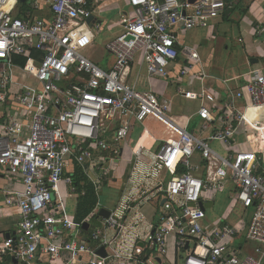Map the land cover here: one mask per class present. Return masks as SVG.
<instances>
[{"label": "built area", "instance_id": "obj_1", "mask_svg": "<svg viewBox=\"0 0 264 264\" xmlns=\"http://www.w3.org/2000/svg\"><path fill=\"white\" fill-rule=\"evenodd\" d=\"M110 1L117 0H45L51 12L47 19L35 16L40 0H0V170L21 185L10 183L2 191L0 213L13 209L17 226L0 239V258L17 264H167L172 238L176 250L185 252L182 264H263L264 133L260 151L238 150L235 141L246 127L258 126L254 116L264 109V69L251 72L243 90L224 98L178 85L177 93L201 102L196 131L171 115L169 99L130 81L137 56L148 79L170 78L181 32L205 27L244 0H123L122 31L105 43L113 57L105 69L83 50L102 31L100 5ZM188 57L198 61L194 52ZM17 58L24 64H17ZM188 70L182 67L178 74ZM147 119L158 122L166 135L153 150L154 145L137 147L139 136L131 160L135 170L152 179L150 189L137 187L138 194L164 200L155 225L136 235L126 223L136 198L127 197L102 218L91 246L81 235V224L57 200L59 184L79 195L67 174L75 164L84 167L99 190L105 165L122 153L115 144ZM195 157L201 164L193 162ZM178 165L185 169L174 172ZM227 189L237 205L252 209L244 233L251 252L232 245L236 227L226 221L203 223L201 204Z\"/></svg>", "mask_w": 264, "mask_h": 264}, {"label": "crops", "instance_id": "obj_2", "mask_svg": "<svg viewBox=\"0 0 264 264\" xmlns=\"http://www.w3.org/2000/svg\"><path fill=\"white\" fill-rule=\"evenodd\" d=\"M40 3H42L41 9L35 13V16L51 18L47 2L40 0ZM100 7L103 12L98 20L102 21V26L113 23L110 19H105V14L115 11L114 13L118 15L119 23L120 12L127 8L123 0L106 2ZM118 23L119 33H121L122 28ZM262 29H264V0H244L234 11L223 14L205 27L181 32L182 45L179 47L180 53L176 59L174 71H171L170 78L148 79L145 65L138 61L137 56V60L131 66L130 81L135 84L136 88L141 90L151 89L158 97L169 99L171 101L170 107L176 97L189 102L183 114H174L171 111L170 113L181 124L185 123L187 130L196 131L199 122L196 112L201 102L188 99L177 93L178 85L183 90L194 93H201L204 89H208V91L221 95L222 98L228 93L243 90L249 74L255 70L264 69V30ZM188 32L190 34L187 36ZM188 37L192 41L191 44L185 41V38ZM190 52L196 53L198 61H191L188 57ZM22 60L21 58L15 59L19 65L24 64V60L22 64L18 63ZM112 60L113 57L111 55V60L106 64L105 69L111 66ZM190 62H194V64L192 63L191 65ZM182 67H188L189 70L184 75H179L178 70ZM239 103L240 105L242 104V102ZM2 111L3 107L0 105V121L3 114ZM254 121L258 122V126L246 127V131L238 133L237 141L241 144L245 142L248 149L260 151L258 147L260 137L264 133V128L262 127L264 126V109L259 110L255 114ZM165 135L164 128L153 119H147L143 127L135 125L131 136L126 141L115 144L114 147L119 146L122 153L113 162L105 165L108 170L102 178L99 190L96 189L95 184L91 181L92 179L85 173L84 167L75 164L68 167L67 174L72 177L80 193L79 195L70 193L65 183L61 182L57 200L62 201L64 210L71 215L76 223L81 224V235L89 245L95 246V242L91 240V234L94 229L101 227L102 218H105L99 216V211L101 209H105L108 212L112 211L120 204L126 202L127 197L136 198L130 202V208L126 211V223L133 227L134 233L136 235L145 234L155 225L156 213L159 211L162 202H158L157 198L149 192L144 195L138 194L137 187L146 185L150 189L152 179L145 178L139 169H134V164L131 160V149L138 137L141 136L137 141V147L144 145L146 148H150L154 145L153 150L159 140L164 138ZM237 141H235V147L238 149L239 144ZM214 146L221 149L219 143H214ZM144 153L149 155L150 151L146 149ZM193 162L201 164L199 157H195ZM178 166L174 172L179 173L181 169H185ZM260 171L264 173L263 161H261ZM10 183H14V186L18 188L21 187L19 182L17 183L15 179H10L3 170H0V207H3L4 201L2 191ZM89 188H91L95 197L94 206L84 219L77 222L75 220V210L78 200L87 193ZM105 192L109 194L108 197L105 196ZM103 194L109 199V205H103L101 200ZM69 201L74 204L73 209L69 208ZM209 202H213L214 205L206 213L204 206ZM202 204L205 210V218L203 220L205 225L214 226L220 221H226V224L232 225L238 230L233 237L232 245L240 248L242 253L251 252L252 244L245 241L244 233L249 223L252 209H243L240 205H237L232 198L231 190L228 189L223 193L217 194L214 199L207 200ZM215 206H217L218 211L221 209L219 214L215 213L217 211L214 209ZM231 207L232 209L230 210ZM95 211H98L97 214H94ZM225 213L226 219L224 218ZM84 222L89 224L87 229L82 227ZM16 226V212L10 208H3L0 213V239L14 233ZM147 252L145 255L148 257L153 256L152 253ZM184 256L185 252H178L174 246L173 239L170 238L166 257L167 264H182ZM156 262L159 263V259H156ZM1 263L17 264L7 256L0 258Z\"/></svg>", "mask_w": 264, "mask_h": 264}, {"label": "rangeland", "instance_id": "obj_3", "mask_svg": "<svg viewBox=\"0 0 264 264\" xmlns=\"http://www.w3.org/2000/svg\"><path fill=\"white\" fill-rule=\"evenodd\" d=\"M114 12L115 11L110 12V14H105V19L106 20L110 19V21H112L113 23H108L106 24V26L105 25L102 26V31L98 35H96L94 41L90 45L86 46V48L83 50L84 55L91 58V60L96 62L102 68H106V64L111 60V55L104 48L105 43L111 40L116 35H118L120 32L119 26L117 25L118 15H116ZM189 34L190 32H188L187 36ZM185 41L189 44L192 43L190 37L185 38ZM188 105L189 102L185 101V99L176 97L174 98V101L171 104L170 111L174 114H183L186 111V107ZM245 144H246L245 142L243 144L239 143L238 150H248ZM257 145L255 144L256 147ZM258 148H260V145ZM105 196L108 197L109 194L105 192ZM105 196L103 194L101 198L103 205H109V199H107ZM213 205H214L213 202H209L205 204L204 207L206 209V213H208V209L210 207H213ZM73 206L74 204H71V201H69V208L73 209ZM214 209L217 210V206H215ZM231 209L232 207L230 208V210ZM220 211L221 209L219 211L218 210L215 211V213L219 214ZM224 218L226 219V213Z\"/></svg>", "mask_w": 264, "mask_h": 264}, {"label": "trees", "instance_id": "obj_4", "mask_svg": "<svg viewBox=\"0 0 264 264\" xmlns=\"http://www.w3.org/2000/svg\"><path fill=\"white\" fill-rule=\"evenodd\" d=\"M20 64L23 63V60L21 62H18ZM180 169V168H179ZM184 169H181V172ZM78 183V182H76ZM78 189L80 190V188L78 187ZM95 203V197L93 195V192L91 190V188H89V190L87 191V193L79 198L77 206H76V210H75V220L77 222H80L82 219L85 218V216L91 211V209L93 208ZM3 264V263H1Z\"/></svg>", "mask_w": 264, "mask_h": 264}, {"label": "water", "instance_id": "obj_5", "mask_svg": "<svg viewBox=\"0 0 264 264\" xmlns=\"http://www.w3.org/2000/svg\"><path fill=\"white\" fill-rule=\"evenodd\" d=\"M20 2H24L25 0H19ZM191 1H193V0H191ZM89 21H90V19H89ZM164 202V200L162 201V203ZM201 207H203V205L201 204ZM108 214H109V212L107 211V210H105V209H101L100 211H99V216H103V217H107L108 216ZM88 223L87 222H84V223H82V227L84 228V229H87V227H88ZM100 252H102V250H100Z\"/></svg>", "mask_w": 264, "mask_h": 264}]
</instances>
